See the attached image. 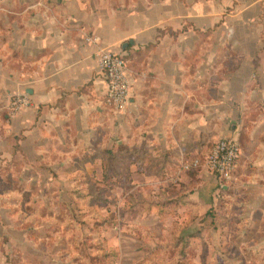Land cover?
I'll use <instances>...</instances> for the list:
<instances>
[{
  "label": "crops",
  "instance_id": "1",
  "mask_svg": "<svg viewBox=\"0 0 264 264\" xmlns=\"http://www.w3.org/2000/svg\"><path fill=\"white\" fill-rule=\"evenodd\" d=\"M232 3L0 0V168L7 181L51 185L56 190L45 198H66L84 218L87 185L128 184L144 205L129 209L131 223L143 227L144 217L162 223L164 216L146 203L150 194L164 204L175 198L156 185L188 184L182 158L206 153L219 138L240 143L235 170L241 160L264 167V0H239L226 12ZM99 47L127 57L128 99L117 109L103 104ZM22 93L30 105L14 112L11 96ZM201 175L204 186L209 177ZM185 194L175 195L182 214L204 200ZM19 195L28 198V189ZM17 227L29 241L27 228Z\"/></svg>",
  "mask_w": 264,
  "mask_h": 264
},
{
  "label": "rangeland",
  "instance_id": "2",
  "mask_svg": "<svg viewBox=\"0 0 264 264\" xmlns=\"http://www.w3.org/2000/svg\"><path fill=\"white\" fill-rule=\"evenodd\" d=\"M234 3L239 0L226 6V12ZM227 59L223 50L222 61ZM240 163L225 189L200 170L185 171L188 184L156 185L175 198L164 204L159 194H150L146 203L162 209L164 216L158 215L162 223L156 222L157 215L144 217L148 224L143 227L131 223L136 217L129 209L144 205H137L141 202L128 184L109 181L111 172L106 173L109 182L86 186L83 206L90 215L84 218L70 212L66 198H45L56 190L53 186L8 182V170L0 168V264H264V167ZM12 174L20 176V167ZM198 175L209 177L204 186L198 184ZM27 189L28 198H21L19 193ZM181 191L194 197L199 193L195 202L204 198L199 208L191 205L182 214L181 200L175 196ZM17 226L27 228L29 241Z\"/></svg>",
  "mask_w": 264,
  "mask_h": 264
},
{
  "label": "built area",
  "instance_id": "3",
  "mask_svg": "<svg viewBox=\"0 0 264 264\" xmlns=\"http://www.w3.org/2000/svg\"><path fill=\"white\" fill-rule=\"evenodd\" d=\"M97 37L87 40L97 42ZM98 59V70L104 75L106 90L103 104L108 109H117L128 99L129 85L127 78V59L122 50L115 51L108 47H99L95 53ZM26 94L11 96L10 108L17 112L22 107L29 106ZM240 155V144L237 139L222 137L217 139L204 154H194L182 158L179 171L204 170L213 175L217 184L226 185L234 175L237 160Z\"/></svg>",
  "mask_w": 264,
  "mask_h": 264
},
{
  "label": "trees",
  "instance_id": "4",
  "mask_svg": "<svg viewBox=\"0 0 264 264\" xmlns=\"http://www.w3.org/2000/svg\"><path fill=\"white\" fill-rule=\"evenodd\" d=\"M125 59H127V57L125 56ZM194 171V170H193ZM196 171V170H195ZM217 186L219 187V189H224L222 185L217 184ZM185 246V244L183 245V247Z\"/></svg>",
  "mask_w": 264,
  "mask_h": 264
},
{
  "label": "water",
  "instance_id": "5",
  "mask_svg": "<svg viewBox=\"0 0 264 264\" xmlns=\"http://www.w3.org/2000/svg\"><path fill=\"white\" fill-rule=\"evenodd\" d=\"M126 45V43H124V46Z\"/></svg>",
  "mask_w": 264,
  "mask_h": 264
}]
</instances>
